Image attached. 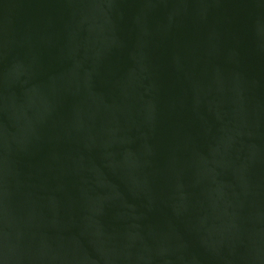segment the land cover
Here are the masks:
<instances>
[{"label":"water","instance_id":"obj_1","mask_svg":"<svg viewBox=\"0 0 264 264\" xmlns=\"http://www.w3.org/2000/svg\"><path fill=\"white\" fill-rule=\"evenodd\" d=\"M0 264H264V0H0Z\"/></svg>","mask_w":264,"mask_h":264}]
</instances>
